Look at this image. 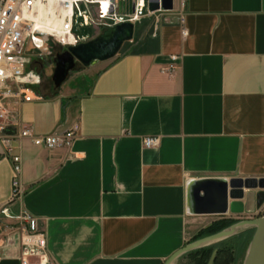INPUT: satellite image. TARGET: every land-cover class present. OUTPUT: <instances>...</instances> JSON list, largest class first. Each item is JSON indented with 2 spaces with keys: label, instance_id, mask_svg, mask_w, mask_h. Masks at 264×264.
I'll return each mask as SVG.
<instances>
[{
  "label": "crops",
  "instance_id": "obj_1",
  "mask_svg": "<svg viewBox=\"0 0 264 264\" xmlns=\"http://www.w3.org/2000/svg\"><path fill=\"white\" fill-rule=\"evenodd\" d=\"M182 9L184 31L172 10L154 13L127 50L84 67L95 70L82 90L41 89L18 106L37 134L79 125L69 147L21 140L18 199L0 141V207L36 219L52 264H163L196 224L264 213V192L240 212L228 199L215 213L194 187L264 177V0H184ZM145 136L159 144L144 147ZM7 225L15 230L0 264H19L18 222L0 216V240Z\"/></svg>",
  "mask_w": 264,
  "mask_h": 264
},
{
  "label": "built area",
  "instance_id": "obj_2",
  "mask_svg": "<svg viewBox=\"0 0 264 264\" xmlns=\"http://www.w3.org/2000/svg\"><path fill=\"white\" fill-rule=\"evenodd\" d=\"M132 2L131 12L120 16L119 0H0V141L2 156L9 158L12 164L11 199H18L23 193L18 150L22 139L45 148L69 147L79 132L77 123L67 130L47 134H37L30 125L22 123L18 106L43 97L36 89L41 81L40 73L31 64L42 67L44 59L53 62L57 52L83 41L75 32L78 27L106 28L124 20L136 25L144 15L168 11L161 6L149 11L147 0ZM183 3L184 0H179V9H170L167 18L179 23L184 31ZM174 69L172 65L166 71ZM159 140L158 136H145L142 144L154 147ZM0 216L18 222L19 264H35L32 258L38 255L42 257L38 264H52L46 257L44 233L38 230L33 216L26 211L13 214L6 205L0 207ZM13 229L11 225L4 226L0 248L13 241Z\"/></svg>",
  "mask_w": 264,
  "mask_h": 264
},
{
  "label": "water",
  "instance_id": "obj_3",
  "mask_svg": "<svg viewBox=\"0 0 264 264\" xmlns=\"http://www.w3.org/2000/svg\"><path fill=\"white\" fill-rule=\"evenodd\" d=\"M160 4V5H159ZM161 6L164 10L173 8V0H147V9L156 11ZM135 24L130 20L120 21L104 28L99 34L75 45L67 46L63 51L57 52L53 58V71L51 80L56 89L66 80L69 73L75 68L76 63L87 67L99 61H105L116 56L124 42L133 38ZM209 179L195 181V190L206 189L201 196V207H209L215 213H225L228 208V199L232 212H240L243 201H250L253 197L257 200L264 192V177H231L222 182L221 188L209 187ZM255 190H258L254 192ZM212 197L207 203L206 199ZM209 200V199H208ZM253 228L252 237L245 250L242 264H264V214L250 219L240 220L229 227L216 233L200 237L186 243L172 253L163 264H173L182 254L198 247L213 244L228 238L244 229ZM215 251L212 253L209 264L212 262Z\"/></svg>",
  "mask_w": 264,
  "mask_h": 264
},
{
  "label": "trees",
  "instance_id": "obj_4",
  "mask_svg": "<svg viewBox=\"0 0 264 264\" xmlns=\"http://www.w3.org/2000/svg\"><path fill=\"white\" fill-rule=\"evenodd\" d=\"M89 30V26H82L76 28L75 32L78 36L82 37L88 35ZM125 43H127V41L123 43L121 48ZM237 221L238 219L230 217L216 219L205 227L200 228L190 241L221 231ZM252 234L253 228H247L213 244L190 250L185 253V256L189 259L191 264H209L211 255L215 251L213 260L210 264H238L244 256Z\"/></svg>",
  "mask_w": 264,
  "mask_h": 264
},
{
  "label": "rangeland",
  "instance_id": "obj_5",
  "mask_svg": "<svg viewBox=\"0 0 264 264\" xmlns=\"http://www.w3.org/2000/svg\"><path fill=\"white\" fill-rule=\"evenodd\" d=\"M132 3H133L132 0H119L118 11L120 13V16H123L124 14L131 12ZM154 22H155L154 15H150V16L144 15L141 17V22L139 24H136L135 26L137 28L140 27L141 31L142 30L145 31L146 29L153 27L155 24ZM89 28H90V30L88 32V35L82 36L83 41L88 40L90 38H93L94 36L99 34L104 29L102 27L99 28V27H91V26H89ZM129 42L130 41H127V43H125V45L120 49V51L118 53H121V52H124L125 50H127V45L129 44ZM42 63H43L42 67H38V65H36L35 63H32L31 66L37 72H39L40 76H41L40 84L36 86V89L39 91L41 89H44L46 91V93H50L54 90L57 91L58 89L61 91H69V89H71V88L75 89L77 91L82 90L83 87L81 85L88 83L89 79L92 78V76L94 74V70H95L94 68L93 69L92 68L91 69L84 68L79 63H77L76 67L69 73L68 77L61 84V86L55 89L53 87V83L51 80V74L53 71L54 63L51 61V59H44ZM80 83H81V85H80ZM262 211L264 212V208ZM202 225L203 224H201V223L196 224L195 228L192 229V231L190 233H188L187 242H188V240L190 241L192 239L191 237L195 234V232L199 228L202 227ZM242 262H243V258L241 259L240 262H238V264H242ZM173 264H191V262L185 256V253H184V254L180 255L173 262Z\"/></svg>",
  "mask_w": 264,
  "mask_h": 264
},
{
  "label": "flooded vegetation",
  "instance_id": "obj_6",
  "mask_svg": "<svg viewBox=\"0 0 264 264\" xmlns=\"http://www.w3.org/2000/svg\"><path fill=\"white\" fill-rule=\"evenodd\" d=\"M62 50H64V49H62ZM77 64V63H76ZM76 67V66H75Z\"/></svg>",
  "mask_w": 264,
  "mask_h": 264
}]
</instances>
